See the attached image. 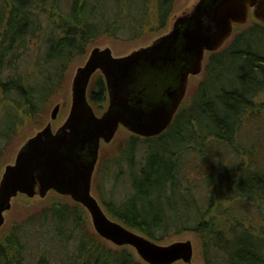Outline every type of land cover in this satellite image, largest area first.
<instances>
[{
  "label": "trees",
  "instance_id": "1",
  "mask_svg": "<svg viewBox=\"0 0 264 264\" xmlns=\"http://www.w3.org/2000/svg\"><path fill=\"white\" fill-rule=\"evenodd\" d=\"M62 1L0 0V107L43 117L49 90L76 55L100 36L129 40L153 20L166 26L176 2ZM27 54L30 62L22 63ZM208 57L204 79L166 131L135 133L116 157L132 191L122 198L112 191L100 203L157 242L174 230L194 232L209 264H264V101L257 100L264 92V21ZM94 74L88 100L98 113L109 102L108 88L102 73ZM8 134L0 135V155ZM140 139L145 148L136 152ZM70 199L51 198L0 235V264H140L128 248L102 243L88 228L85 206Z\"/></svg>",
  "mask_w": 264,
  "mask_h": 264
},
{
  "label": "water",
  "instance_id": "2",
  "mask_svg": "<svg viewBox=\"0 0 264 264\" xmlns=\"http://www.w3.org/2000/svg\"><path fill=\"white\" fill-rule=\"evenodd\" d=\"M251 16L264 21V0H197L149 45L119 56L110 46L92 48L75 71L72 104L63 124L55 130L48 121L5 166L0 227L18 194L45 197L56 190L86 207L102 237L131 244L149 264L190 263L192 240L157 242L109 216L93 193V174L101 142H110L122 125L143 137L165 132L186 97L190 77L203 69L207 52L218 51ZM97 70L105 78L109 99L99 114L88 100V85ZM59 109L60 103L55 104L52 119Z\"/></svg>",
  "mask_w": 264,
  "mask_h": 264
},
{
  "label": "rangeland",
  "instance_id": "3",
  "mask_svg": "<svg viewBox=\"0 0 264 264\" xmlns=\"http://www.w3.org/2000/svg\"><path fill=\"white\" fill-rule=\"evenodd\" d=\"M58 2H62L64 6V2L62 0H57ZM197 0H176L172 13L169 16V22L165 26L162 25L157 21L153 20L150 24V27L147 28V32L145 34L140 35L138 38H133L129 40H123V39H116L112 37H104L100 36L96 42H94L91 47H89L86 54L82 55H76L75 59L71 60L68 63L67 69L65 70L62 80L57 82L56 85H54V88L49 90V97L48 100L45 103V108L43 113V117H38L35 114H33L32 111L27 112L26 109L22 107V109L17 110L14 105H3L1 104L0 107V135L8 134L11 136L9 141L4 145V153L0 155V179L2 177L3 172L5 171V166L9 163H13L15 160L17 152L20 150L23 143L32 135H34L35 132H37L39 129L43 128L44 125L51 121V124H53V128L56 130L57 127L63 124L65 121L68 111L71 107L72 101V83H73V77L75 74L77 66L82 65L86 62V59L88 58V54L90 50L97 45L101 48H105L107 46H110L112 49V53L115 56L124 55L130 53V51L140 48L143 45H149L152 43V41L159 36H161L163 33L169 31L173 18L175 15L184 13L186 10H190L194 4V2ZM67 8V7H63ZM151 9V8H150ZM150 14V11H149ZM257 20L255 16H251L249 22L245 25H239L240 28L235 29L232 35L229 37V40L224 43L223 46L218 48V50H221L225 48L230 41L233 40L236 34H238L241 30L248 28L251 26L252 22ZM39 42V38L32 39L31 47L34 48V46ZM35 44V45H34ZM28 54L26 55L25 59H22V63L24 62H30L28 60ZM209 52L205 55V58L203 60V69L201 72H199L197 75H192L188 82V89L185 99L183 100L185 105H188L189 100L191 99L192 95L197 91L198 89V83H200L204 77H205V70L207 69L208 65V57ZM33 69V68H32ZM101 72L100 70H97V72L94 74L98 75V73ZM93 77V76H92ZM40 85L41 82H38ZM52 84H47L46 87H50ZM47 89V88H46ZM257 100L264 101V92L257 97ZM182 102V103H183ZM60 103V109L58 111V115L55 119L51 118V112L53 108L55 107V104ZM181 103V104H182ZM107 106V105H106ZM103 107L102 110L98 112L101 113L106 108ZM182 106V105H181ZM26 108H28L26 106ZM18 114L19 122L17 128H13V122ZM14 132V133H13ZM135 132L130 131L127 127L121 126L118 130L116 135L112 138L110 142H101V147L99 151V159L97 163V168L93 174V181H92V189L94 195L97 197V199L101 200L106 199L104 194H110L112 191L116 192L118 195V198H122L123 195L121 193L126 192L125 190L132 191L131 187V181L128 174L125 172L122 175H118V166L114 164V161L116 157L122 155L123 151L128 146L129 140L134 137ZM138 135V134H137ZM143 139H140V144L137 145V151L141 152L145 148V143L141 142ZM3 142V141H2ZM248 161V159H246ZM116 183L117 186H114L113 183ZM226 184V182H225ZM112 187V188H111ZM25 195V194H24ZM22 193L18 194L14 197L12 203L11 209L5 212L4 215H6V220L4 224L0 227V235H2L5 231L9 230L14 224H16L17 220L20 222L26 218V216L30 215L31 213L27 214L29 211H37L40 210L48 204V201L51 200V198L55 197L59 199L61 197L62 200H69L70 198L68 195L61 194L60 192H57L56 190H51L47 193L45 197H41L40 195H36L35 197H30L26 194V197H24ZM86 208V207H85ZM87 211L86 216L87 220L89 222L88 228L93 233H96L98 236H100V241L104 244H106L108 247L112 248L113 250H119L120 248L126 247L133 253H135L136 260L140 264H149L147 261H145L140 254L136 252V249L131 244H125L120 245L117 243H113L111 240L102 237L94 228L93 222L91 220V214ZM186 240L190 239L193 242L194 245V256L191 260V262H185L184 260H178L175 262H172V264H209L207 260L206 253L202 249V240L192 231L182 229L180 232H177L176 230L172 231L169 239L165 241H161L163 243H171V241L174 240Z\"/></svg>",
  "mask_w": 264,
  "mask_h": 264
},
{
  "label": "flooded vegetation",
  "instance_id": "4",
  "mask_svg": "<svg viewBox=\"0 0 264 264\" xmlns=\"http://www.w3.org/2000/svg\"><path fill=\"white\" fill-rule=\"evenodd\" d=\"M98 163V162H97ZM97 165V164H96Z\"/></svg>",
  "mask_w": 264,
  "mask_h": 264
}]
</instances>
